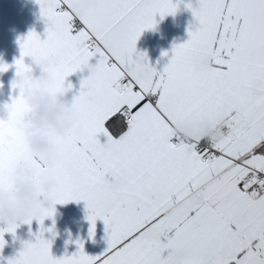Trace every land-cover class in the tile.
Listing matches in <instances>:
<instances>
[{"label":"snow or ice","instance_id":"snow-or-ice-1","mask_svg":"<svg viewBox=\"0 0 264 264\" xmlns=\"http://www.w3.org/2000/svg\"><path fill=\"white\" fill-rule=\"evenodd\" d=\"M37 2L46 35L19 40L18 94L0 118V187L28 155L19 123L30 115L25 89L36 85L24 58L43 61L62 92L71 73L89 74L70 101L75 123L44 169L57 183L21 221L40 228L6 264H264V0H187L189 38L173 44L163 69L136 42L185 0ZM206 55L211 66L197 69ZM9 67L0 61V72ZM115 113L123 119L109 122ZM204 124L221 135L201 136ZM178 125L196 131L191 141L174 133ZM70 200L85 202L90 236L103 221L101 253L77 240L72 254L52 255L44 233L55 221H44ZM18 226L0 227V250Z\"/></svg>","mask_w":264,"mask_h":264},{"label":"crops","instance_id":"crops-1","mask_svg":"<svg viewBox=\"0 0 264 264\" xmlns=\"http://www.w3.org/2000/svg\"><path fill=\"white\" fill-rule=\"evenodd\" d=\"M186 2L187 0L180 3L174 14L165 15L163 18L157 15L155 26L145 29L136 42L137 51L145 52L149 62L157 69H163L164 65L168 63L173 44L183 43L189 38L188 27L190 23L194 22V17L191 9L186 7ZM195 2L196 0H192L193 4ZM46 27L37 0H0V61L11 65L8 70L0 72V118H6L7 110L4 105L10 102L13 95L18 94V89L13 90L11 83L16 79L14 61L20 57V38L26 36L30 30L36 31L41 38H44ZM165 52L168 55H164ZM205 57L211 56L206 55L203 58ZM24 59L25 63L29 64L26 75L36 86H29L25 89V100L30 107V115L27 120L19 123L27 145L28 155L15 161L11 169L12 185L10 187H0V195H6L9 200L13 201L17 198L18 189L26 183L33 184L39 193L44 194V184L46 181L51 180L54 181V189L57 178L54 175L46 174L44 169L53 166L59 151L58 138L66 135L58 134L44 127V122L37 114L39 106L30 103L29 93L51 95L57 99L58 104L61 103L59 100L60 94L64 93L66 103L61 104V106L65 108V116H62L61 119L63 120L70 114L75 123L70 101L73 95L78 93L80 81L89 74L88 69L71 73L66 78V84L70 82L73 87L67 92H62L50 87L54 75L43 61L31 60V57H25ZM117 116V113H115L109 118V122L123 119ZM204 131L202 125L199 134ZM174 133L194 136L196 131L190 127L178 125L174 129ZM33 136H39L40 140L44 138L51 140L56 145L55 154L49 158L46 153L34 148ZM36 161H39V166ZM20 169H23V171H19ZM55 209L54 216L46 218L44 221L45 228L53 226V220L55 221L53 232L46 231L44 233L45 238L52 242L51 253L53 256L61 257L65 254H72L78 247L77 240L84 242V250L89 255L101 253L107 247L105 225L102 220L98 219L96 221L95 235H89L90 221L86 219L88 210L83 200H70L64 204L57 203ZM7 223L0 221V227H5ZM16 223L19 226L16 228L15 234L4 233L7 243L0 250V257L3 258L0 259V264H6L7 258L14 256L19 251L22 247V241L34 240V233L40 228L38 221L35 219L31 224L22 223L21 221Z\"/></svg>","mask_w":264,"mask_h":264},{"label":"clouds","instance_id":"clouds-1","mask_svg":"<svg viewBox=\"0 0 264 264\" xmlns=\"http://www.w3.org/2000/svg\"><path fill=\"white\" fill-rule=\"evenodd\" d=\"M213 57H205L200 59L196 63L197 69H203L210 67ZM30 103L34 106H39L38 116L41 121L44 122L46 129H51L58 134H67L73 127L74 121L69 114L63 120L62 116H65V108L61 104L66 103V97L64 93L59 96L60 104L57 103V99L51 95H42L40 93H29ZM178 127V126H177ZM205 131L201 133V136L208 138L218 137L221 135L219 128H213L211 124L203 125ZM192 135L188 134L184 138L191 141ZM33 147L38 148L41 152L46 153L51 158L56 152V145L49 139L44 138L40 140L39 136H33ZM39 141V143H37ZM19 171H23L20 169ZM54 186V181H46L44 184V194L39 193L35 186L31 183H26L21 186L17 191L16 200H9L6 195H0V221L3 222H18L22 221L25 217L29 216L33 210L38 206L47 202L48 194L51 193Z\"/></svg>","mask_w":264,"mask_h":264},{"label":"built area","instance_id":"built-area-1","mask_svg":"<svg viewBox=\"0 0 264 264\" xmlns=\"http://www.w3.org/2000/svg\"><path fill=\"white\" fill-rule=\"evenodd\" d=\"M117 115L120 116V117H122L120 113H117ZM122 118H123V117H122ZM177 135H181V136L185 137V135L182 134V133H177Z\"/></svg>","mask_w":264,"mask_h":264},{"label":"trees","instance_id":"trees-1","mask_svg":"<svg viewBox=\"0 0 264 264\" xmlns=\"http://www.w3.org/2000/svg\"><path fill=\"white\" fill-rule=\"evenodd\" d=\"M118 118L120 117V116H117Z\"/></svg>","mask_w":264,"mask_h":264}]
</instances>
